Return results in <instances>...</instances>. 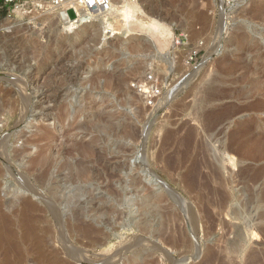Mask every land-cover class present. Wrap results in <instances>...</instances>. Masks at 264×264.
I'll list each match as a JSON object with an SVG mask.
<instances>
[{"label": "rangeland", "instance_id": "rangeland-1", "mask_svg": "<svg viewBox=\"0 0 264 264\" xmlns=\"http://www.w3.org/2000/svg\"><path fill=\"white\" fill-rule=\"evenodd\" d=\"M45 2L0 8V264H264V0H140L195 65Z\"/></svg>", "mask_w": 264, "mask_h": 264}, {"label": "built area", "instance_id": "built-area-1", "mask_svg": "<svg viewBox=\"0 0 264 264\" xmlns=\"http://www.w3.org/2000/svg\"><path fill=\"white\" fill-rule=\"evenodd\" d=\"M116 0H46L44 8L52 12L63 11L68 20L77 21L81 11L87 14L86 20L89 21V15L96 14L100 11H108L111 9L113 2ZM126 2H136L137 0H120ZM29 0H1L0 8L8 9V15L16 13L23 9ZM42 6V5H41ZM72 10L76 14L70 18L68 11ZM79 23V22H78ZM172 44L174 47H188L185 52V61L188 64H197L203 43L200 41L188 46L187 36L183 33H173ZM169 77L162 76L156 71H149L144 76L132 79L129 83L130 89L139 96L150 108L151 111L158 108L165 94L170 87Z\"/></svg>", "mask_w": 264, "mask_h": 264}, {"label": "bare ground", "instance_id": "bare-ground-1", "mask_svg": "<svg viewBox=\"0 0 264 264\" xmlns=\"http://www.w3.org/2000/svg\"><path fill=\"white\" fill-rule=\"evenodd\" d=\"M221 1H223V0H221ZM95 15L98 17V20L103 27L102 29H104V35H106L110 31H113L116 27H118V28H123L124 31H127L128 34H132V35H135L136 32H138V31L139 32H141V31L145 32L146 31L147 34H149L152 37V40L155 43L156 48H158V49H163L164 47H166L171 42L170 37L172 36V31L169 28L170 26L169 25L167 26L166 24H164V22H160L156 18L149 17L145 13V11L143 10L140 0H137L136 2H131V3L126 2V1L116 0L113 2L110 10L100 11V12L96 13ZM89 17H90V19L92 18L91 15H89ZM55 18L57 21H59L61 23L62 31H64V32H67V31L73 29L78 22H80V24L82 23L84 25L85 24L87 25V23L90 22V21L86 20L87 14L83 11H81L80 17L77 21L68 20L67 17H65L63 11L55 12ZM111 20L115 21V23H116V27L114 26L115 28L112 27V25L110 23ZM6 24H8V23H6ZM5 27L10 28L11 26L7 25ZM173 48H174V46H173ZM34 77H36V76H34ZM258 82H255V83L257 84ZM259 83H261V82H259ZM259 85H261V84H259ZM35 87H37V85ZM258 87L261 88L260 86H258ZM35 92H36V89H35ZM28 95H30V94L28 93ZM54 97H52L50 95V93L46 92L44 95H42L40 97V100H42L41 103H44V102L49 103L50 101H52V99ZM56 100H58V99H56ZM43 105H45V104H42V106ZM56 105H57V103L55 104V106L53 105L54 107L53 106H51V107L45 106V107H46V110H53V109H55V107H57ZM39 106L41 107V105H39ZM23 107H26V105ZM39 108H37V109H39ZM42 108H44V106L40 108V111ZM78 108H80V107H78ZM34 109H35V107H34ZM5 147H6V142H4L0 145V155L1 156H4ZM23 204L27 205L30 203L27 199L24 198ZM0 216L3 217L4 215H2L0 213Z\"/></svg>", "mask_w": 264, "mask_h": 264}, {"label": "trees", "instance_id": "trees-1", "mask_svg": "<svg viewBox=\"0 0 264 264\" xmlns=\"http://www.w3.org/2000/svg\"><path fill=\"white\" fill-rule=\"evenodd\" d=\"M4 12H5L4 10H0V16L4 15Z\"/></svg>", "mask_w": 264, "mask_h": 264}, {"label": "water", "instance_id": "water-1", "mask_svg": "<svg viewBox=\"0 0 264 264\" xmlns=\"http://www.w3.org/2000/svg\"><path fill=\"white\" fill-rule=\"evenodd\" d=\"M172 190V189H171Z\"/></svg>", "mask_w": 264, "mask_h": 264}]
</instances>
